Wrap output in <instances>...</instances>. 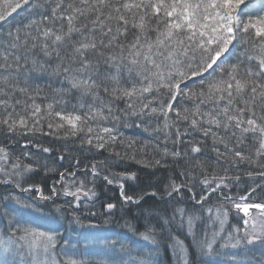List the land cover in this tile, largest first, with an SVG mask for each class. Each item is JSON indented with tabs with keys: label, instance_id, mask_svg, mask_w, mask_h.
Listing matches in <instances>:
<instances>
[{
	"label": "snow or ice",
	"instance_id": "6c2138e0",
	"mask_svg": "<svg viewBox=\"0 0 264 264\" xmlns=\"http://www.w3.org/2000/svg\"><path fill=\"white\" fill-rule=\"evenodd\" d=\"M242 6H247L246 0H0V130L21 136L64 131L65 137L82 135V145L105 149L117 141L116 129L105 126L108 123L134 117L140 126L155 119L156 132L163 131L167 139L171 129L183 122L188 125L186 132L197 130L205 137L212 135L214 144H223V153L214 147L218 157L231 158L233 165H254L264 180V11L244 18ZM241 37L243 50L234 54ZM49 71L68 85L58 93L78 94V107L68 111L63 101L64 107L57 110L54 105L61 101L36 102L42 89L32 88L28 81L36 73ZM194 79L199 81L198 91L186 84ZM119 102L124 108L116 106ZM187 103L193 107H177ZM220 130L224 135H218ZM175 135L182 139L178 127ZM191 151L201 149L194 145ZM163 154H169L166 147ZM97 167L92 165L93 175ZM197 167L205 193L200 201L206 202L231 178L228 169L223 176L209 177L206 165L198 163L193 171ZM33 170V165H22L19 157L12 160L7 149L0 147L4 185L25 193L35 190L41 200L60 195L55 185L50 196L33 184L24 187L25 174ZM182 175L188 178L187 173ZM56 183L64 184L63 194L76 201L81 195H94L84 190L83 181L76 186L74 172H61ZM261 187L249 188L238 200L225 197L243 213L242 223L234 225L226 237L222 233L229 209L216 205L213 219L219 222V230L211 238L206 233L197 246L209 253L220 239L225 241L221 247L232 249L264 246V202H249ZM185 188L194 191L192 184L173 181L165 185L164 194L171 199ZM122 196L125 202H133L132 197ZM4 199L19 203L11 193ZM176 211L184 215V209ZM207 211L212 213L213 206ZM194 219L199 217L187 218L189 234H193ZM9 229L0 237V264H82L51 258L54 232L11 225ZM177 244L183 257V243ZM20 256L26 259L18 261ZM233 264L242 262L233 257Z\"/></svg>",
	"mask_w": 264,
	"mask_h": 264
},
{
	"label": "trees",
	"instance_id": "16d2710c",
	"mask_svg": "<svg viewBox=\"0 0 264 264\" xmlns=\"http://www.w3.org/2000/svg\"><path fill=\"white\" fill-rule=\"evenodd\" d=\"M246 4L247 6L241 7L244 18L264 11V0H246ZM20 15L22 16L23 13ZM243 40L244 37H241V40L237 42L234 54L243 50ZM28 83L34 89L37 87L42 89L36 99L37 103L47 104L54 100L61 101L59 105H54L57 110L64 107L63 101H67L68 111H71L73 106L78 107V94L61 95L57 92L58 89H66L68 85L62 83V78L51 74V71L32 75ZM198 83V79L186 82L189 88L197 91L199 90ZM105 99L107 98L105 97ZM116 106L122 109L124 103L119 102ZM185 106L193 107L191 103L177 105V107ZM172 119H175L174 114ZM159 123L162 125L163 117L160 118ZM105 126L114 127L116 129L114 134L117 135L115 144H110L105 149H97L87 144L82 145V135L79 138L65 137L64 131L53 135L36 133L35 135L21 136L0 130V147L7 149L12 160L19 157V162L22 165H33L34 170L27 174L24 187L33 184L38 186L45 196H50L54 185L60 193V183H56L60 180V173L74 172L76 186L78 187L80 181H83L84 188L91 190L96 195V200L102 207L112 203L115 205V209L123 211L124 217L128 218L127 222L134 233L148 232L157 238L155 240L159 247L167 242L171 243L174 238L182 240L189 249V259L192 264H196L194 261L195 250L191 240L179 229L180 223L177 220L176 209L182 208L190 211V209H194V204L201 208L211 205L227 206L226 204L232 201L225 197L235 199L245 195L249 188L264 185V180L257 175L259 169L256 166L248 163L233 165L231 158L218 157L214 147H219L220 152L223 153V144H214L212 135L205 137L202 132L197 130L186 132L188 128L186 123L181 122L173 127L171 135L167 139L163 131L156 132L158 122L155 119L138 126V121L132 117L108 123ZM145 127L148 128L147 131H145ZM177 127L182 134L181 140H177L175 135ZM47 131L45 127V132ZM213 131H216L214 127ZM218 135H224L223 130H220ZM34 145L39 148L33 149ZM194 145L201 149L199 153L191 151ZM165 147L169 153L167 156L163 154ZM42 148H49L50 151L43 152ZM245 150L247 151V148ZM173 152H178L179 155H171ZM156 160H160L161 163L157 165ZM198 163L207 166L209 177L223 176L225 175L224 169H228L227 174L231 178L227 182V186L218 189L210 199H206V202L200 201V196L205 195L201 191L200 185L201 169L197 167L193 171V166ZM93 164L98 166L96 175H93ZM250 172L251 176L248 175ZM182 173H187L188 178ZM236 177L239 179H235ZM108 180H112V183H109ZM173 181L177 184H192L194 191H188L185 188L183 192L177 193L169 199L164 194V188L166 184ZM118 183H121L123 188L121 185L119 187ZM1 187L0 185V193ZM34 192V190L31 191V194L34 195ZM122 193L132 197L133 202H125ZM59 196L52 199V204H55L57 199L59 201ZM194 200L200 202L195 203ZM253 201L264 202V187H261L249 202ZM70 209L74 210L75 207L70 206ZM239 216H241L240 213ZM165 219L169 221L167 224L164 223ZM257 246V244L250 246L247 252L251 257L253 255L259 259ZM161 249L165 250L164 247ZM163 259L171 263L172 258L169 252L163 253Z\"/></svg>",
	"mask_w": 264,
	"mask_h": 264
},
{
	"label": "rangeland",
	"instance_id": "374dc122",
	"mask_svg": "<svg viewBox=\"0 0 264 264\" xmlns=\"http://www.w3.org/2000/svg\"><path fill=\"white\" fill-rule=\"evenodd\" d=\"M10 167V164L8 165ZM28 173L25 174L24 180ZM4 177L0 173V237H5L10 231L9 225L15 227H27L36 231L54 232L56 243L50 252L53 260L66 262L69 259L81 261L82 264H129L130 260L137 261V264H192L189 259V249L185 243L177 238L167 242L162 247L157 244L156 237L148 232L134 233L128 224V218L124 217L123 211L119 209H108L96 200V195L86 197L81 195L80 200L75 197L66 196L64 184L60 183V196L55 204L52 200H41L36 191L34 195L30 192H21L19 188L6 186L2 183ZM75 191V187L70 188ZM88 191L87 188H84ZM11 193L17 197L19 203L13 199H4ZM239 198V197H238ZM235 198V200H238ZM46 201V202H45ZM195 203L198 201L194 200ZM221 205L229 209L228 221L224 226L222 236L226 237L232 231L234 225L242 223L240 217L243 213L237 212L232 207V202ZM74 206V210H69ZM194 209L190 211L184 209L181 216L176 211L179 220V229L183 231L192 243L195 250L196 264H233V257L241 261L242 264H264V246L257 244L260 258L249 255L248 250L232 249L231 247H221L225 243L223 239L213 245V251L207 252L197 246V242L207 237L211 238L212 233L219 230V222L213 219L216 211H207L208 207H198L194 204ZM231 206V207H229ZM255 214V210H252ZM94 213V215H92ZM239 213L241 216H239ZM189 216L199 217L193 221V234H189L187 218ZM78 218V219H77ZM18 222V223H17ZM147 235L150 239H145ZM177 241L183 243L185 254L181 257ZM115 244L113 250L112 245ZM165 248L163 251L161 248ZM27 251V250H25ZM169 252L171 263L163 259V253ZM26 259L25 256L17 257L18 261ZM192 261V262H194Z\"/></svg>",
	"mask_w": 264,
	"mask_h": 264
},
{
	"label": "water",
	"instance_id": "95a60500",
	"mask_svg": "<svg viewBox=\"0 0 264 264\" xmlns=\"http://www.w3.org/2000/svg\"><path fill=\"white\" fill-rule=\"evenodd\" d=\"M39 148V146H36V145H34L33 146V149H38ZM43 149V148H42ZM43 151V150H42ZM44 152V151H43Z\"/></svg>",
	"mask_w": 264,
	"mask_h": 264
}]
</instances>
